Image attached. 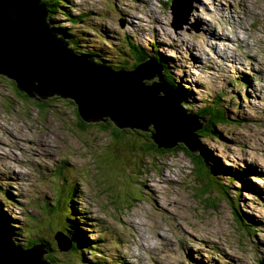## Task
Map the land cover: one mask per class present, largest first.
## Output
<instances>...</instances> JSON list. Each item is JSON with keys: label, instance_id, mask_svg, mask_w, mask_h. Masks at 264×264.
Here are the masks:
<instances>
[{"label": "rangeland", "instance_id": "374dc122", "mask_svg": "<svg viewBox=\"0 0 264 264\" xmlns=\"http://www.w3.org/2000/svg\"><path fill=\"white\" fill-rule=\"evenodd\" d=\"M137 1L67 0V8L49 6V27L76 35L78 50L105 66L129 67L130 42L150 57L159 54L164 68L146 60L160 66L161 76L166 70L184 98L176 97L180 108L216 107L224 119L195 137L194 154L207 155L212 180L227 194L221 198L215 184L207 186L209 178L196 174L183 151L147 152L151 127L118 128L116 139L111 128L98 131V123L82 129L71 100L23 99L12 80L0 76L3 226L9 221L20 228L15 232L25 249L39 246H27L30 236H43L35 243L49 241L61 264H264V100L250 103L256 91L264 93V0L246 1L248 11H238L241 24L222 16H232L233 0L225 7L223 0H145L136 7ZM62 33L53 32L57 39ZM220 33L230 41L216 42ZM216 52L235 61L219 60ZM61 218L93 241L95 254L83 249L86 259L78 262L81 253L58 249L54 234L70 232L59 226Z\"/></svg>", "mask_w": 264, "mask_h": 264}, {"label": "water", "instance_id": "95a60500", "mask_svg": "<svg viewBox=\"0 0 264 264\" xmlns=\"http://www.w3.org/2000/svg\"><path fill=\"white\" fill-rule=\"evenodd\" d=\"M46 16L40 0H0L1 76L29 98L58 95L71 100L85 124L109 120L119 129L151 127L157 149L182 144L196 152L195 137L202 126L197 117L182 112L158 64L146 60L133 70H113L77 55L55 37ZM4 227L0 218V264H45L41 247L22 251ZM53 239L60 251L70 249L63 233L56 232Z\"/></svg>", "mask_w": 264, "mask_h": 264}, {"label": "trees", "instance_id": "16d2710c", "mask_svg": "<svg viewBox=\"0 0 264 264\" xmlns=\"http://www.w3.org/2000/svg\"><path fill=\"white\" fill-rule=\"evenodd\" d=\"M62 1H64L65 3L62 2ZM66 2H67V0H48V1L47 0H40L41 5L47 11V16L45 18L47 23H50L49 22V16L50 15L53 18L52 9L49 6H52L53 8L56 9V5L63 4L64 5L63 7L66 6V8H67L69 4H66ZM49 11L51 13H49ZM51 16H50V19H51ZM73 20H76V18L73 19ZM60 29L61 28H56V27H54V29L51 28V30L53 32H54V30L57 31V32L59 30L62 33V30H60ZM59 37L61 39L65 40V43L69 46L68 48H70L72 51H74L76 53H80L81 55L86 56V57H92L94 55V54L91 55V53H82V52H80L78 50L79 49L78 48L79 47L78 42H79L80 39H78L76 35H74V34L70 35L69 32H66V33H62V36L60 35ZM127 48L132 53V56H134L133 57L134 60L132 61V64L129 67H124L123 66L124 63H121L120 65H114V66L108 65L111 69H113V70H120V69L133 70L134 68L137 67V65L140 62L144 61L147 58H151V57L154 58L157 62H159L161 64V66H163V68H164V66H165L164 62H166V61H164L160 57H158V56L157 57H153V56L150 57L149 54L142 53V50L138 46L134 45L132 42L129 43ZM103 59H105V58H103ZM123 59H125V58H123ZM165 71L166 70H164L162 72V78H163L164 82L169 86V88L173 92V95L175 97H177L178 100L184 99L183 96L180 94V92L175 89V86L173 85V82L171 81V79H168V77H167L168 75L165 73ZM11 83H12L13 87L15 88L14 90H15L16 93L20 94L21 97H23V99L27 98V99L30 100V98L26 94H24L22 92H19L16 89L15 83L13 81ZM35 95H37V94H35ZM36 104L39 105V108L44 107V106H42V103L38 102ZM180 109H182V112L185 113V114H190V115H193L194 117H197L198 122L200 120V117L204 118L205 122L201 124L202 129L196 133V136H203L204 137L205 135H207V133H209L211 131V126L212 125H214L218 121H223V119H224L222 114L219 111H217L216 107H214V108L205 107V108L201 109L198 112H192V110H190V108L187 107V105L184 104V105H182V107ZM78 123H80V125H82V127H81L82 129H86L88 126L92 127V126H90V124L82 123V121L80 119H79ZM93 126H95V124ZM98 127H99L98 131H101V130L102 131H107L109 128H111L112 129L111 134L114 137V139H116V138L121 136V131L118 130V128L116 129V127L114 125L112 127L108 121L107 122L98 123ZM149 137H151V134H150ZM150 144H151V146H149V148L147 147L148 149L146 148L147 152H149V153H153V154L154 153H162V152L165 153V152H169L170 151V150H165V149H157L155 147V144H153V142H151ZM171 151H183L184 154L189 159H191L193 161V163L195 164V172H196V174L200 175V173H201L202 176H203V179H208L209 178L208 179V183L206 185L210 187L211 184H212V186L215 184L216 190H218V192L221 193V196H219V197H221V198L225 197V194H227V189H225V187L222 184H220V182H216V181L212 180V177L214 176V174H213V172H211L210 167L207 165L208 157L203 151L198 152L195 155L192 152L188 151V149H186L182 144H179L178 146H176ZM209 176L211 177V179H210ZM70 192H71V189H68L66 195H70ZM0 193H2V191H0ZM219 200H220V198H219ZM230 200L233 203V208L235 210V213L242 220L241 216L236 212L235 205H234L235 200L233 198H231ZM56 201L57 202H55L53 207H52V209L55 210L54 212H56L57 207H59V204H58L59 203V199L56 200ZM66 207L68 208V206H66ZM65 210H66V208H65ZM66 212H67V214L71 213L69 208L66 210ZM71 215H73V214L71 213ZM64 218H66V216ZM64 222L65 221L61 218V220H59V226L61 225L63 230H65V229L67 230L68 227H66L64 225ZM9 224H10L9 221L5 222V225L8 228L9 233L12 234L13 236H15V238L13 240L18 242V244H16V245L21 246L22 248H24L25 245L22 244L21 240H19V237H21V236L18 235L17 232H15V230L19 232L20 228H17V227L15 228L14 224H11V225H9ZM17 229H19V230H17ZM249 229L252 230V231H256L257 230L256 228H254L252 226H250ZM68 230L70 232L66 231V234L61 232V231L60 232L63 233L66 236V238L68 239V241L70 243V253H74V254L77 253V256H79L78 254L81 253V256H82L83 249H87V248L90 249L89 250L90 253H94V254L96 253L94 251V248L91 247V243L86 241L85 237H81L83 235L80 232V230L78 229L76 224L74 225V228H70ZM38 236L43 237V236H41L39 234H38ZM38 236L36 235V237H34V238H32L33 236H30L29 238L31 240H30V242H28L27 246L31 247L34 244H40L41 247L43 248L44 253H45L42 259L44 260V262L46 264H61V261L57 257L56 249L53 248L52 244L48 243L49 241L47 242V240L44 241L43 239H41V240H38L39 243H35ZM81 256H80V259H79L78 262H81V260L85 261L86 258H84V256H82V257ZM95 264H100V262H96Z\"/></svg>", "mask_w": 264, "mask_h": 264}, {"label": "bare ground", "instance_id": "6f19581e", "mask_svg": "<svg viewBox=\"0 0 264 264\" xmlns=\"http://www.w3.org/2000/svg\"><path fill=\"white\" fill-rule=\"evenodd\" d=\"M246 1L247 0H233V3H232V16H230V15H224L223 13H222V16L223 17H230V19H232V23L233 24H241L242 23V18H240V15L238 14V11L239 10H243V11H248V7H247V4H246ZM146 1L145 0H139V1H137V3L135 4L136 5V7H137V5H143L144 3H145ZM186 4H188L189 5V3H186ZM237 5V6H236ZM239 5H240V7H239ZM221 6L223 7H225L226 6V2H225V0H223L222 2H221ZM148 18H149V15H146ZM129 17V16H128ZM147 20L145 19V18H143V22H146ZM201 23V22H200ZM254 23V22H253ZM222 33H220L218 36H217V38H216V42H228V41H230V39L227 37V35H221ZM210 37H212V35L210 34ZM232 43H234V40H232ZM259 44H263V40L262 39H260L259 40V42H258ZM153 49H156L157 50V48L155 47V46H153L152 47ZM189 48L190 47H186V50H189ZM242 50V52H244V50L243 49H241ZM216 55L218 56V59L219 60H222V59H228L229 60V62H234L235 61V59L234 58H232V59H229V58H224V57H222V56H219V54L216 52ZM157 56L159 57V54H157ZM163 57V56H162ZM206 61H210L209 63L210 64H212L213 66L215 65L216 66V63H213V59L211 58V57H209V56H207V54H206ZM193 60H197V58H194ZM219 62V61H218ZM105 63V62H104ZM106 64V63H105ZM229 65H232V64H230L229 63ZM106 66H108V65H106ZM233 68V67H232ZM253 75L254 76H256L257 75V73H253ZM260 100H264V93L263 92H260V91H256V93L252 96V102H250L254 107L255 106H260ZM263 106V105H262ZM263 110V109H262ZM0 191H2V193L0 194V198L1 199H3V195H5V193L3 192V190H0ZM0 218H1V216H0ZM7 228V227H6ZM8 230V228L6 229V231ZM18 246V245H17ZM21 247V246H20Z\"/></svg>", "mask_w": 264, "mask_h": 264}, {"label": "clouds", "instance_id": "9594fccd", "mask_svg": "<svg viewBox=\"0 0 264 264\" xmlns=\"http://www.w3.org/2000/svg\"><path fill=\"white\" fill-rule=\"evenodd\" d=\"M50 24V23H49ZM65 41V40H64ZM68 46V45H67ZM69 47V46H68ZM76 53V52H75ZM143 53V52H142ZM77 54H80V53H77ZM81 55V54H80ZM83 56V55H82ZM86 57V56H85ZM146 60V59H145ZM68 209V208H67ZM73 214V213H72ZM40 247H41V245L40 244H38ZM20 247V246H19ZM22 248V247H21ZM42 248V247H41ZM23 249H25V248H23ZM26 249H29V248H26ZM25 249V250H26ZM70 250V249H69ZM90 249H88V251H89ZM83 253H85V251L83 250ZM42 258H43V256H42ZM42 261L44 262V260L42 259ZM45 263V262H44ZM46 264V263H45Z\"/></svg>", "mask_w": 264, "mask_h": 264}]
</instances>
